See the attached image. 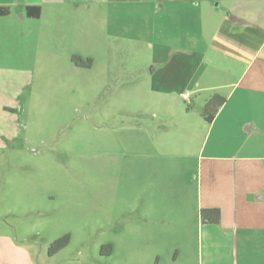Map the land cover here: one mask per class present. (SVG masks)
Listing matches in <instances>:
<instances>
[{
  "label": "rangeland",
  "instance_id": "rangeland-1",
  "mask_svg": "<svg viewBox=\"0 0 264 264\" xmlns=\"http://www.w3.org/2000/svg\"><path fill=\"white\" fill-rule=\"evenodd\" d=\"M43 13L0 36V242L16 264H193L200 151L260 153L264 0H69ZM253 58L209 122L206 101ZM152 138L168 144L136 154Z\"/></svg>",
  "mask_w": 264,
  "mask_h": 264
},
{
  "label": "crops",
  "instance_id": "crops-1",
  "mask_svg": "<svg viewBox=\"0 0 264 264\" xmlns=\"http://www.w3.org/2000/svg\"><path fill=\"white\" fill-rule=\"evenodd\" d=\"M67 1L69 0H0V5L9 6L11 10L8 15L0 16V36L26 34L27 30L21 27L25 26L24 23L26 22L37 23L36 25L39 26L45 17L44 6L66 4ZM164 1L181 3L193 2L194 0ZM17 5L19 8L15 14L14 8ZM28 5L39 6L41 15L29 17L25 11ZM237 17L242 21L252 20V15H250V19L243 14H238ZM260 22H262L261 19L258 24L259 28L262 27ZM254 58L248 61L245 70L233 83V88L228 95L219 92L214 94L218 93L225 96L226 102H228L240 84L245 81L248 73L246 71L253 65ZM262 66H264V62ZM77 67L84 68V66L79 65ZM187 93H183V98L184 94ZM226 102L219 108L212 122L222 115ZM252 127L253 124L246 125L244 130H250ZM261 132L263 135L259 144L260 153L258 154L217 155L216 153L204 154L200 151L197 158V174L194 178V180H198V206L201 209L220 208L221 218L218 223L199 220L197 258H195V262L193 260V264H264V129L261 128ZM164 144L167 145L168 143H159L152 138L150 141H138L133 145L137 147L136 154L150 155L158 152L161 145ZM170 145L173 143L170 142ZM188 148L190 149V146ZM186 153H189L191 157L194 155L191 150ZM183 157L187 158V156ZM180 164L183 169L188 168L186 160ZM220 164H224L228 170L224 174L218 173ZM181 179L179 184L183 196L186 198L190 182L187 181L186 177L181 176ZM11 244L12 242L8 239L0 242V264H16L10 253ZM131 246H133V242ZM30 261L28 259L26 262Z\"/></svg>",
  "mask_w": 264,
  "mask_h": 264
},
{
  "label": "trees",
  "instance_id": "trees-1",
  "mask_svg": "<svg viewBox=\"0 0 264 264\" xmlns=\"http://www.w3.org/2000/svg\"><path fill=\"white\" fill-rule=\"evenodd\" d=\"M10 7L5 5H0V16L8 15L10 13ZM26 14L29 17H39L41 15V10L39 6L28 5L26 6ZM74 63L79 66L91 67L93 63L92 58H88L86 61L80 60L77 56L72 57ZM227 101V98L221 94H214L210 99H208L204 105L203 116L212 122L215 118L219 108ZM221 218V210L218 207L213 208H203L201 209V220L213 223H218ZM71 241V235L69 233L62 235L61 237L54 240L49 248L50 254H55L69 245ZM113 249L112 244H106L102 246V253L111 254Z\"/></svg>",
  "mask_w": 264,
  "mask_h": 264
},
{
  "label": "built area",
  "instance_id": "built-area-1",
  "mask_svg": "<svg viewBox=\"0 0 264 264\" xmlns=\"http://www.w3.org/2000/svg\"><path fill=\"white\" fill-rule=\"evenodd\" d=\"M189 97H190L189 93L184 94V98H185V99H188Z\"/></svg>",
  "mask_w": 264,
  "mask_h": 264
}]
</instances>
